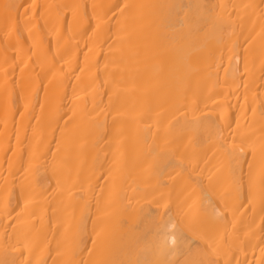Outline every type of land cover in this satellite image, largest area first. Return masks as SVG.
I'll use <instances>...</instances> for the list:
<instances>
[{
	"label": "bare ground",
	"instance_id": "1",
	"mask_svg": "<svg viewBox=\"0 0 264 264\" xmlns=\"http://www.w3.org/2000/svg\"><path fill=\"white\" fill-rule=\"evenodd\" d=\"M0 264H264V0H0Z\"/></svg>",
	"mask_w": 264,
	"mask_h": 264
}]
</instances>
